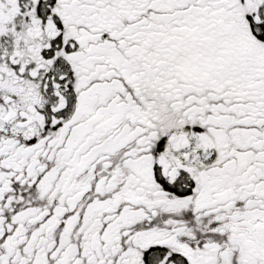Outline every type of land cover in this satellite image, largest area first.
I'll list each match as a JSON object with an SVG mask.
<instances>
[{"label": "snow or ice", "instance_id": "obj_1", "mask_svg": "<svg viewBox=\"0 0 264 264\" xmlns=\"http://www.w3.org/2000/svg\"><path fill=\"white\" fill-rule=\"evenodd\" d=\"M0 264H264V0H0Z\"/></svg>", "mask_w": 264, "mask_h": 264}]
</instances>
